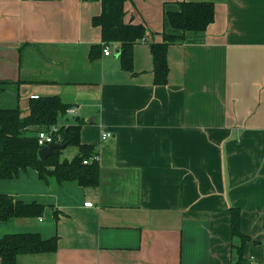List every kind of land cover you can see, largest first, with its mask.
Here are the masks:
<instances>
[{"label": "crops", "instance_id": "crops-1", "mask_svg": "<svg viewBox=\"0 0 264 264\" xmlns=\"http://www.w3.org/2000/svg\"><path fill=\"white\" fill-rule=\"evenodd\" d=\"M189 1L214 4L204 31L169 25L166 14ZM124 10L145 28L132 73L120 68L118 43L89 59L102 44L91 23L100 0H0V81L10 83L1 94L27 114L39 96L76 107L57 124L81 121L100 177L86 188L44 183L31 168L0 179V194L44 207L0 222V237L58 238L55 253L20 264H235L234 207L250 238L239 264H264V0H127ZM163 33L181 38L168 46L160 86L149 46Z\"/></svg>", "mask_w": 264, "mask_h": 264}, {"label": "trees", "instance_id": "trees-1", "mask_svg": "<svg viewBox=\"0 0 264 264\" xmlns=\"http://www.w3.org/2000/svg\"><path fill=\"white\" fill-rule=\"evenodd\" d=\"M127 0H100L101 12L92 18V25L100 28L101 45L92 46L89 59L98 58L103 45L118 43V60L120 68L133 72V47L143 40L145 28L141 24L124 21V3ZM178 12H168L166 18L169 25L180 31H204L214 20V4L212 2H179ZM181 37L162 34V41L151 43L149 50L152 57V74L154 85H166L168 82L167 49L170 43ZM18 83V82H17ZM16 83V84H17ZM10 84L0 81V94ZM70 104H66L59 96H39L30 98L27 104L28 114L22 116L20 107L0 108V179H12L20 170L34 169L38 178L46 183L54 178L58 184H76L80 187H94L99 182L97 163L84 164L83 160L93 155V148L80 142L81 121L63 127L60 132L61 143L75 146L78 153L70 160L60 159L62 149L45 160H40L36 132L57 124L65 116ZM35 132L29 134L28 132ZM65 147V148H66ZM64 149V148H63ZM230 233L240 240L236 247L239 264L245 244L250 241L240 229L241 211L229 207ZM44 207L35 202L24 203L14 201L6 194H0V222L11 218H36L42 216ZM58 238L42 239L36 233L5 234L0 237V264H18L17 257L26 254H53L57 250Z\"/></svg>", "mask_w": 264, "mask_h": 264}, {"label": "built area", "instance_id": "built-area-1", "mask_svg": "<svg viewBox=\"0 0 264 264\" xmlns=\"http://www.w3.org/2000/svg\"><path fill=\"white\" fill-rule=\"evenodd\" d=\"M102 53L104 56L111 55V51L109 46H104L102 47ZM37 98V97H33ZM66 115H69L71 117H75L78 114L77 108L76 107H70L66 110L65 112ZM65 127L61 124H53L51 126H48L47 128L40 129L39 131L36 132V139H37V144L39 147L46 146L52 142L54 143H61L62 136L60 130ZM111 137V133L107 131H102L100 138L102 140H105L107 138ZM99 160V156L97 154L92 155L90 158L83 160L84 164L92 163V162H97ZM84 206L86 207H93L92 202H85ZM250 260L253 261L254 257L251 256Z\"/></svg>", "mask_w": 264, "mask_h": 264}, {"label": "rangeland", "instance_id": "rangeland-1", "mask_svg": "<svg viewBox=\"0 0 264 264\" xmlns=\"http://www.w3.org/2000/svg\"><path fill=\"white\" fill-rule=\"evenodd\" d=\"M12 107H15L12 97L6 93L4 95L0 94V108H12ZM19 107H20L22 115L27 114V111L25 110V107L23 105H19ZM28 133L35 135V132L33 131L28 132ZM73 149H74V146H67L65 149H63L60 154L61 159H64ZM22 257H25V256L19 255L17 257L19 264L21 262Z\"/></svg>", "mask_w": 264, "mask_h": 264}, {"label": "water", "instance_id": "water-1", "mask_svg": "<svg viewBox=\"0 0 264 264\" xmlns=\"http://www.w3.org/2000/svg\"><path fill=\"white\" fill-rule=\"evenodd\" d=\"M65 147H66V143L52 142L46 146L41 147L38 150V157L40 160H45L47 157L51 156L55 152L56 149H63Z\"/></svg>", "mask_w": 264, "mask_h": 264}]
</instances>
